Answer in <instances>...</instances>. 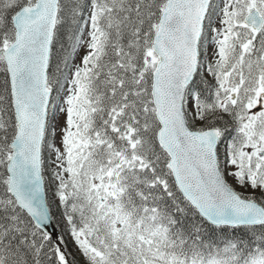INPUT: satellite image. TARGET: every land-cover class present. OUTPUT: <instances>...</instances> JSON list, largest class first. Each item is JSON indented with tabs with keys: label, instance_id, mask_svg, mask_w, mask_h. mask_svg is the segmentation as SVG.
<instances>
[{
	"label": "snow or ice",
	"instance_id": "1",
	"mask_svg": "<svg viewBox=\"0 0 264 264\" xmlns=\"http://www.w3.org/2000/svg\"><path fill=\"white\" fill-rule=\"evenodd\" d=\"M0 264H264V0H0Z\"/></svg>",
	"mask_w": 264,
	"mask_h": 264
}]
</instances>
